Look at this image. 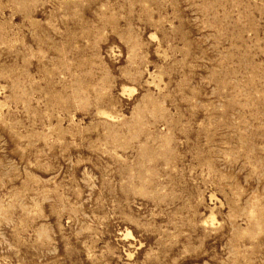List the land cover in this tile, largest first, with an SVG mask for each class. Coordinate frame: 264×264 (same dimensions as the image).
Returning <instances> with one entry per match:
<instances>
[{
	"label": "rangeland",
	"instance_id": "1",
	"mask_svg": "<svg viewBox=\"0 0 264 264\" xmlns=\"http://www.w3.org/2000/svg\"><path fill=\"white\" fill-rule=\"evenodd\" d=\"M0 264H264V0H0Z\"/></svg>",
	"mask_w": 264,
	"mask_h": 264
}]
</instances>
